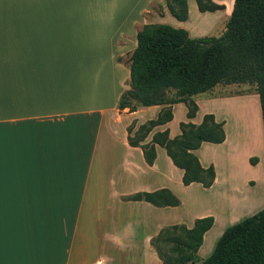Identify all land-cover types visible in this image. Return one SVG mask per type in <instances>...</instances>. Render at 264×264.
<instances>
[{
  "label": "crops",
  "instance_id": "1",
  "mask_svg": "<svg viewBox=\"0 0 264 264\" xmlns=\"http://www.w3.org/2000/svg\"><path fill=\"white\" fill-rule=\"evenodd\" d=\"M192 9L188 0V18L180 21L164 0H0V264L123 260L132 233L124 206L150 205L124 197L145 187H114L118 210L107 219L99 213L103 200L96 198L103 183L94 184L95 194H85L91 174L113 172L122 152L127 166L145 162L141 148L128 143L127 129L142 112L156 118L162 106L118 108L129 88L137 31L147 23H166L193 37L209 35L206 28L189 26ZM101 75L114 78L110 102L85 91L79 98L80 88L71 86L74 77ZM178 103L172 119L154 131L180 133L172 129ZM204 143L194 153L206 167L200 156ZM161 148L156 145V160ZM147 166L135 168L144 174ZM84 203L91 205L87 213ZM144 222L134 225L143 229ZM92 246L99 247L95 259L88 256Z\"/></svg>",
  "mask_w": 264,
  "mask_h": 264
},
{
  "label": "trees",
  "instance_id": "2",
  "mask_svg": "<svg viewBox=\"0 0 264 264\" xmlns=\"http://www.w3.org/2000/svg\"><path fill=\"white\" fill-rule=\"evenodd\" d=\"M200 12L223 9L213 0H195ZM177 20L188 18V0H164ZM137 44L130 55L129 88L123 91L118 108L161 105L156 118L141 123L134 134L128 126V143L142 150L149 165L156 158V145L165 149L173 165L181 169V182L209 187L215 177L212 165H201L194 150L203 142L222 143V123L212 113L202 120L181 122L180 133L169 136L168 128L148 134L173 117L172 105L187 104V117H194L197 105L192 96L218 84H255L259 97L264 137V0H234L224 31L219 35L190 36L187 29L166 23H147L137 31ZM134 101V104L132 103ZM133 200L157 207H176L178 197L167 188L139 191ZM214 223L212 215L197 218L191 227L173 224L179 234L173 237L177 255L168 264H264V207L227 226L209 255L197 261L203 236ZM197 261V263H196Z\"/></svg>",
  "mask_w": 264,
  "mask_h": 264
},
{
  "label": "rangeland",
  "instance_id": "3",
  "mask_svg": "<svg viewBox=\"0 0 264 264\" xmlns=\"http://www.w3.org/2000/svg\"><path fill=\"white\" fill-rule=\"evenodd\" d=\"M213 1L223 4L224 8L206 12L207 15L201 19L199 13L202 12L197 9L196 1L192 0L193 9L187 21L189 26L200 30L206 28L205 34L209 35H219L224 31L234 0ZM113 82V77L103 75L74 77L71 86L74 90L80 88L79 98H82V92L85 91L98 94L101 100L104 98L110 102ZM191 98L197 105L194 117L192 119L187 117V104L178 103L175 107L176 117L172 129L180 130L181 122L198 124L207 113H212L215 120L222 123L225 132L224 141L204 143L200 151L203 162L208 161L206 167L212 165L214 171L216 170L215 176L218 177L216 183L213 181L209 187L197 182L183 185L181 182L183 171L172 164L164 148L160 149L158 159L155 158L153 164H147L144 174L135 167L143 169L145 162L132 161L131 166H127L124 164L127 157L123 152L116 157L113 172L91 174L92 183L85 195L91 196L100 191L96 195L97 199L103 200V204L99 206V213L102 210L101 213L106 215V219L112 211L118 210L114 208L117 204L112 194L114 187L119 191L130 189L131 192L136 191L134 189L139 187L137 185L145 187V190L140 191L167 188L180 200V204L176 207L155 208L151 207V204L141 206L135 202L125 205V214L129 212L131 216L132 233L129 243H124L126 256H123V260L119 257L120 262L115 259L114 264H168L177 255V251L173 249V237L179 234V230L174 229L172 225L183 224L191 227L197 218L212 215L214 223L204 234L203 242L196 253L197 261H200L210 254L217 238L227 226L264 207V137L256 85L218 84L211 90ZM132 103L134 104V101ZM124 109L129 110V108ZM149 119L150 114L144 112L140 113L139 120L132 118L131 135L141 123ZM154 130L145 140L152 136ZM97 182H102L103 185L95 192L94 184H98ZM136 192L125 196L124 199L134 201L131 196ZM84 204L83 213H87L91 205ZM102 219L105 220L103 216ZM139 219L145 220L142 227L146 231L134 225ZM85 220H88V217ZM98 251L99 247L92 246L88 256L95 259ZM98 264H101V261Z\"/></svg>",
  "mask_w": 264,
  "mask_h": 264
}]
</instances>
